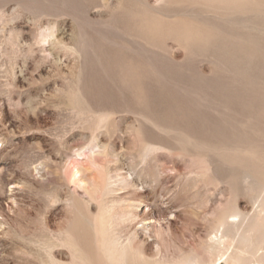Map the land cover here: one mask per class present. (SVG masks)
Masks as SVG:
<instances>
[{
  "label": "rangeland",
  "instance_id": "1",
  "mask_svg": "<svg viewBox=\"0 0 264 264\" xmlns=\"http://www.w3.org/2000/svg\"><path fill=\"white\" fill-rule=\"evenodd\" d=\"M263 184L264 6L0 0V264H82L76 215L105 211L147 257L209 259ZM252 234L217 264H264Z\"/></svg>",
  "mask_w": 264,
  "mask_h": 264
},
{
  "label": "bare ground",
  "instance_id": "2",
  "mask_svg": "<svg viewBox=\"0 0 264 264\" xmlns=\"http://www.w3.org/2000/svg\"><path fill=\"white\" fill-rule=\"evenodd\" d=\"M251 1L256 7L259 5L260 7L264 6V0ZM94 191L100 194L101 187H96ZM256 204L264 209V184ZM98 207L100 208V206ZM76 210H79L77 205ZM116 226H113L112 217L107 211L95 217L92 226H89L83 221L80 214L76 215L74 229L70 237H72L71 240L77 248L76 250L79 258L83 262L82 264H217L216 257L224 249L227 250L225 244L229 239L233 244L246 241L251 238V235H253L252 232H257L264 238V213L248 215L235 202L226 213L221 215L217 225L211 232L212 236L209 239L211 243L207 247V251L210 253L209 259L198 258V255L183 256L181 252L175 251L172 255H169L167 251L164 254H161V252L156 253L152 258L147 257L143 247L136 241L135 237L127 236L123 238L119 234L120 232L118 233L119 230ZM92 230L94 231V243L90 239ZM261 250L264 251V249L258 248L257 252L260 253ZM261 254L264 257V252ZM234 262L236 264H243L240 256L235 257ZM255 262L253 261V263Z\"/></svg>",
  "mask_w": 264,
  "mask_h": 264
}]
</instances>
